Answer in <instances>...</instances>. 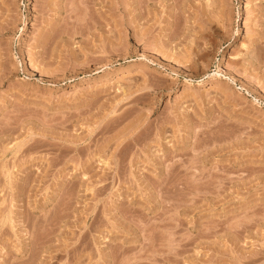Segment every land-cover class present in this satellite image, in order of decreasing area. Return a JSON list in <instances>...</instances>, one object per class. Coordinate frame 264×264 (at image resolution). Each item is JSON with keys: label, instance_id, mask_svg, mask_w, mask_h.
<instances>
[{"label": "rangeland", "instance_id": "rangeland-1", "mask_svg": "<svg viewBox=\"0 0 264 264\" xmlns=\"http://www.w3.org/2000/svg\"><path fill=\"white\" fill-rule=\"evenodd\" d=\"M129 1L0 0V264H264V0Z\"/></svg>", "mask_w": 264, "mask_h": 264}, {"label": "bare ground", "instance_id": "bare-ground-1", "mask_svg": "<svg viewBox=\"0 0 264 264\" xmlns=\"http://www.w3.org/2000/svg\"><path fill=\"white\" fill-rule=\"evenodd\" d=\"M136 1H137V0H135L134 3H135ZM138 1L141 2L140 0H138ZM138 1H137V2H138ZM129 2H131V3L133 4V2H132L131 0H130ZM142 4H143V3H142ZM137 5H139V4H137ZM143 7H144V6H143ZM121 76H122V75H121ZM121 76H119V77H121ZM214 84H216V83H209V85L207 86V89H212V88H214ZM184 88H185V87H184ZM123 111H124V110H123ZM125 112H126V111H124L123 114L120 113L122 119H124L123 117H124ZM127 113H129V111H128ZM120 114H118V116H119ZM122 115H123V117H122ZM115 117H116V116H115ZM115 117H114V118H115ZM116 118L121 119L120 116H119V117H116ZM111 120H112V119H111ZM113 120H115V122H117V119H113ZM113 120H112V121H113ZM109 121H110V120H109ZM118 121H119V120H118ZM114 125H116V123H115ZM101 128H103V127H101ZM111 128H112V127H111ZM99 130H100V129H99ZM104 130H105V129H104ZM106 130H107V129H106ZM104 132H105V131H104ZM99 133H100V132H99ZM142 139H143V138H142ZM142 139H141V140H142ZM137 142H138V141H137ZM138 143H139V142H138ZM128 145H129V144H128ZM123 146H124V145H123ZM125 151H126V150H125ZM117 154H119V153H117ZM116 157H117V156H116ZM124 157H125V156H124ZM123 159H125V158H123ZM123 159L121 158V160H123ZM119 160H120V159H119ZM131 160H132V159H131ZM123 161H124V160H123ZM121 162H122V161H121ZM130 162H131V161H130ZM119 164H120V163H119ZM119 168H120V167H119ZM119 170H120V169H119ZM117 173H119V172L117 171ZM82 174H83V173H82ZM33 242H34V241H33ZM36 243H37V242H36ZM37 244H38V243H37ZM72 248H73V247H72ZM33 249H34V247H33ZM75 249H77V248H75ZM28 250H29V249H28ZM28 250H27V251H28ZM31 251H32V250H31ZM72 251H73V250H72ZM32 252H33V251H32ZM66 252H67V250H66ZM70 252H71V251H70ZM31 254H32V253H31ZM71 254H72V253H71ZM79 254H80V253H79ZM73 255H74V254H73ZM71 256H72V255H71ZM75 256H76V255H75ZM81 257H82V256H81Z\"/></svg>", "mask_w": 264, "mask_h": 264}]
</instances>
